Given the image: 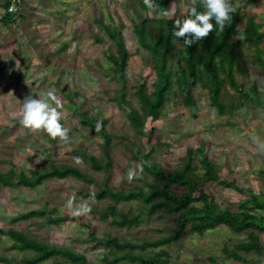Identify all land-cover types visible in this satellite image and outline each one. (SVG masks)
<instances>
[{"label":"rangeland","instance_id":"rangeland-1","mask_svg":"<svg viewBox=\"0 0 264 264\" xmlns=\"http://www.w3.org/2000/svg\"><path fill=\"white\" fill-rule=\"evenodd\" d=\"M6 1L0 0V15ZM188 2L168 0V7L176 3L183 8ZM232 2L243 15H253L264 30V0ZM140 6L139 0H22L11 22L2 21L0 16V171H11L14 181L12 185L0 183V229L14 228L44 243L72 248L86 257V264H105L103 258L112 237H158L169 233L174 225L173 213L157 209L144 214L145 205L138 199L114 203L86 195L105 184L121 192L148 189L153 180L144 173L132 182L126 178L128 168L138 163V154H146L165 172L178 168L185 160L198 166L199 158L207 156L221 178L243 188L239 191L219 182L198 181L197 192L201 189L222 210L250 206L251 193L264 198V153L252 142L253 136L264 141V109L255 106L254 92L243 91L252 81L264 86V71L252 62L253 49L248 45L239 47L248 69L245 73L235 72L237 88L223 84L228 105L223 113L211 106L205 88L195 86L197 103L187 105L174 87L160 114L144 118L135 96L136 85H143L151 93L157 81V60L136 41L133 23L138 20ZM197 7L202 10L200 5ZM142 14L146 19L154 16L148 8ZM244 17L238 23L240 31L245 29ZM99 20H112L122 32L129 52L123 79L111 70L105 53L111 41L101 30ZM260 46L264 49V41ZM177 58V54L172 56L173 64ZM49 91H54L63 104L61 123L69 129L68 143L52 140L44 132H30L19 123L24 98H46ZM121 94L125 104L119 101ZM129 108L140 116L138 127L127 115ZM84 119L94 124L103 121L110 139L107 146L95 128L82 122ZM105 152L110 156L107 169L95 168L86 157L95 156L104 162ZM74 157L81 162L75 163ZM53 163L78 166L88 179L68 175L48 178L34 186L17 182L22 176L32 177L34 169ZM171 188L184 191L175 184ZM73 193L76 203L89 202L88 215H71L66 201ZM31 211L44 214L21 217ZM257 211L264 214V208ZM136 215H143L138 224H118L122 218ZM46 216H59L61 220L51 223ZM259 237L264 245V232ZM245 239L246 232L236 233L225 225L201 234L186 228L178 240L162 247L172 264H208L209 256L217 264H243L223 248H232ZM239 253L254 264H264L262 256ZM4 258H13L19 264H57L54 258H35L33 252L0 232V264H12ZM117 264L137 263L124 260Z\"/></svg>","mask_w":264,"mask_h":264},{"label":"trees","instance_id":"trees-1","mask_svg":"<svg viewBox=\"0 0 264 264\" xmlns=\"http://www.w3.org/2000/svg\"><path fill=\"white\" fill-rule=\"evenodd\" d=\"M22 1V0H21ZM10 0L4 3V10ZM140 8L137 9L138 20L133 23V31L140 48L154 54L157 63L155 66L156 83L151 91L147 93L144 86L136 85L135 96L141 103L144 118L157 117L163 110L167 97L174 87L183 95V102L187 105H195L197 100L194 96L195 86L206 89L211 106L218 112L223 113L228 105L224 101L225 87L227 82L230 87L237 88L235 72L245 73L248 63L243 60L239 53V47L248 45L253 49V60L261 70L264 71V49L260 44L264 41V30L262 24L255 20L251 14L243 15L240 7H235L230 25H226L223 33L214 31L209 36L190 47L183 44V40H177L173 35V20L158 18V12L154 13L151 19H146L142 11L147 7L143 0H139ZM160 8L167 9L168 0H156ZM199 4H197L198 6ZM198 8V7H197ZM16 13V12H15ZM6 13L1 15V20L9 23L12 15ZM245 16V29L238 30V23ZM99 26L111 41L105 53L114 74L123 79L125 68L128 64L129 52L124 37L119 28L111 20L105 23L99 20ZM215 24V21H212ZM243 34L244 39H235ZM177 54L176 63L173 64L172 56ZM246 94H255V106L264 109V86L259 87L255 81L243 88ZM119 101L125 104L124 94H121ZM232 108V105H230ZM127 115L133 125L138 127L140 116L129 108ZM83 123L95 128L92 121L82 120ZM103 122V121H102ZM104 139V146L109 144V135L104 129V123L98 132ZM146 154H138V162H144V175L153 180L148 189L139 187L133 190L121 192L113 189L107 184L96 192H87V196L95 193L97 199H110L114 203L120 200L138 199L144 203V214L150 215L157 209H164L173 213L174 225L167 234L158 237L125 238L112 237L108 242V252L103 261L105 264H117L121 261L137 264H172L168 252L163 245L178 240L186 228L198 234L206 230L225 225L236 233L246 232V239L236 243L232 248L224 247L223 251L232 258L243 264H254L243 257L239 252L254 253L264 257V245L260 241L259 233L264 232V214L257 209L264 208V198L260 199L259 194H253L250 190L251 205H241L237 211L222 210L217 207L216 202L198 188V181L219 182L223 186L234 187L242 191L243 188L233 181L223 179L215 163L207 156L199 158L198 166H192L190 160L183 161L182 165L170 172L163 171L157 164L149 161ZM92 165L97 169H107L109 166V154L105 152L106 161L100 162L95 156H86ZM197 169L201 171L198 173ZM33 176L20 177L17 182L27 186H34L42 183L45 179L56 177L63 178L68 175L88 179L78 166L72 164H49L47 167L37 168L32 171ZM0 183L12 185V172L0 171ZM175 184L184 188L181 193L171 188ZM195 205V203H198ZM114 209V206L112 207ZM142 213V214H143ZM44 212L31 211L21 216L28 218L32 215H43ZM143 215L124 217L119 220V225L138 224ZM47 221L53 223L61 220L59 216H46ZM0 232L7 234L23 248L33 252L34 257L40 260L48 258L57 259V264H86V257L72 248L57 244H47L24 232L14 229H0ZM146 249H150L147 251ZM62 259L63 261H59ZM4 261L12 264H19L13 258H4ZM208 264H217L214 257H208Z\"/></svg>","mask_w":264,"mask_h":264},{"label":"clouds","instance_id":"clouds-1","mask_svg":"<svg viewBox=\"0 0 264 264\" xmlns=\"http://www.w3.org/2000/svg\"><path fill=\"white\" fill-rule=\"evenodd\" d=\"M143 3L154 13L160 9L158 18L173 20L172 35L177 40H183L186 47L207 38L214 31L223 33L226 25L231 24L232 14L236 11L232 0H189L183 8L172 3L167 9L160 8L156 0H143ZM197 4L202 10H198ZM177 9H179V15H177ZM14 10V7L9 9V11ZM213 20L215 24L212 23ZM235 39H244V36L240 34ZM62 107L63 104L54 91L47 92L46 98L26 96L19 109V123L30 132H44L52 140L58 138L61 142L68 143L70 140L69 129L61 123ZM102 127L103 122L98 121L95 131L99 132ZM252 142L259 152L264 153V141L253 136ZM74 161L77 164L81 162L79 157H74ZM31 167L32 165L29 164V168ZM143 172L144 162L133 163L127 170L126 178L128 182H132ZM94 197L95 193L92 194L93 199ZM66 207L74 217L86 216L91 212V206L87 200L76 203L75 193L67 199Z\"/></svg>","mask_w":264,"mask_h":264},{"label":"built area","instance_id":"built-area-1","mask_svg":"<svg viewBox=\"0 0 264 264\" xmlns=\"http://www.w3.org/2000/svg\"><path fill=\"white\" fill-rule=\"evenodd\" d=\"M21 5V0H10L9 5L7 6V8L2 12L1 15H4L6 13H15L18 11V9L20 8ZM14 7V11H9L10 8ZM0 15V16H1Z\"/></svg>","mask_w":264,"mask_h":264}]
</instances>
